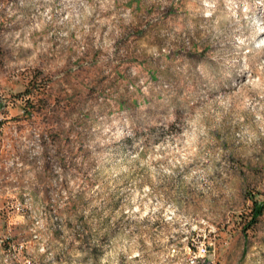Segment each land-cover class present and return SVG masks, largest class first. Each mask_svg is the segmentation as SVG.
<instances>
[{"label": "rangeland", "instance_id": "obj_1", "mask_svg": "<svg viewBox=\"0 0 264 264\" xmlns=\"http://www.w3.org/2000/svg\"><path fill=\"white\" fill-rule=\"evenodd\" d=\"M264 0H0V264H264Z\"/></svg>", "mask_w": 264, "mask_h": 264}, {"label": "built area", "instance_id": "obj_2", "mask_svg": "<svg viewBox=\"0 0 264 264\" xmlns=\"http://www.w3.org/2000/svg\"><path fill=\"white\" fill-rule=\"evenodd\" d=\"M207 248L203 249L202 252L194 251L190 257L192 264H216L214 261L206 257Z\"/></svg>", "mask_w": 264, "mask_h": 264}, {"label": "trees", "instance_id": "obj_3", "mask_svg": "<svg viewBox=\"0 0 264 264\" xmlns=\"http://www.w3.org/2000/svg\"><path fill=\"white\" fill-rule=\"evenodd\" d=\"M264 209V201L260 203H255L251 211V217L249 219V225L257 221L258 216L262 213Z\"/></svg>", "mask_w": 264, "mask_h": 264}]
</instances>
